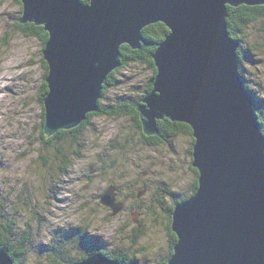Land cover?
Instances as JSON below:
<instances>
[{"label":"water","instance_id":"water-1","mask_svg":"<svg viewBox=\"0 0 264 264\" xmlns=\"http://www.w3.org/2000/svg\"><path fill=\"white\" fill-rule=\"evenodd\" d=\"M21 23L44 26L49 71L44 98L48 135L81 124L99 110L108 75L120 65L121 46L141 47L142 30L170 29L153 53V90L137 105L147 135L159 120L188 124L198 188L176 203L177 235L167 264H264V132L256 99L241 73V41L228 30V6L264 0H21ZM110 187L101 203L115 212ZM0 264H15L0 244ZM73 264H122L90 252Z\"/></svg>","mask_w":264,"mask_h":264},{"label":"rangeland","instance_id":"rangeland-1","mask_svg":"<svg viewBox=\"0 0 264 264\" xmlns=\"http://www.w3.org/2000/svg\"><path fill=\"white\" fill-rule=\"evenodd\" d=\"M22 13L21 0H0V214L15 231L29 233L26 264H49L59 248L80 257L93 246L124 251L128 264H160L170 248L166 208L192 194L197 179L192 137L142 144L129 116L99 114L101 105L131 104L144 94L153 70L132 61L102 93L99 110L77 133L76 146L60 141L66 157L80 153L62 176L56 167L63 157L42 141L45 43L40 33L27 36L17 28ZM240 37L245 78L264 123V28L253 22ZM113 186L124 203L116 213L100 200Z\"/></svg>","mask_w":264,"mask_h":264},{"label":"trees","instance_id":"trees-1","mask_svg":"<svg viewBox=\"0 0 264 264\" xmlns=\"http://www.w3.org/2000/svg\"><path fill=\"white\" fill-rule=\"evenodd\" d=\"M19 2V0H17ZM83 2L88 3L90 0H82ZM21 18V16H20ZM253 22H259L262 24V28H264V5H246L242 4L239 6H228V17H227V24H228V30L231 34L232 37L237 38L241 41V47L238 49V53L240 55V64H241V73L245 78V68L242 64V50L243 48V42L241 40V35L244 33L248 27L253 24ZM17 28L21 30L25 35H33L34 33H37L42 36L44 39V43H46L49 34L47 31L44 30L43 26H39L34 24L33 22H27V23H21L20 19L19 22L16 24ZM244 31V32H243ZM170 32V29L166 26L165 23L163 22H156L152 23L148 26H146L142 30L143 38L144 40L141 42V47L137 49H133L130 45L128 44H123L121 46V57H120V62L121 65L113 70L109 75L108 78L104 84V89L103 93L105 94L108 90V88L113 85L115 82V75L126 65H129V63L133 62H140L144 63L147 66L151 67L153 70V74L151 77V82L146 87V90L144 91V94H141V96L138 97V99L135 100L134 103L128 104H120L117 102H112L109 104L101 105V109L99 110V114L111 116V117H125L129 116L135 127H137L140 131V140L139 143L142 144H147V145H158L159 143H162L163 141H167L170 139L172 142V139L180 134H188L192 137V144L189 149V152L192 154L193 150V143H194V137L192 135V128L183 122L179 121H171L170 119H165V120H160L159 121V129L160 132L157 135H145L143 128H142V121L139 116V111L137 109V105L143 100V98L146 96V94L153 89V78L157 73L156 67L154 65V59H153V53L156 51L158 48V44L165 39L167 34ZM43 60V59H42ZM133 61V62H132ZM45 62V61H44ZM47 72H48V65L45 62ZM246 80V78H245ZM248 81L246 80V86L248 89H251L250 85L247 83ZM46 85V83H45ZM48 92V88L46 85L45 92L42 94L43 95V100L46 97ZM256 111L259 115L260 122H262L261 118V110L259 107L256 105ZM45 112V109H44ZM95 114V113H94ZM98 114V115H99ZM93 116V112L88 114V118L85 119L81 124H79L75 128L71 129H59L56 131L53 135H47L44 131L43 127V145L44 147H47L49 145L55 146L58 152L61 154L63 157V160H61V165L57 166L56 168L59 169L61 172V175H65L68 171L69 168H71L74 164V159L71 157H78L80 156V153H77L75 151L72 152L71 156L66 157V151L65 147L59 146V143L62 139H65L67 142L71 143V146L74 147L76 146L77 141V133L82 132V130L87 126L88 122L90 121L91 117ZM264 124V123H263ZM45 125V113L43 116V126ZM263 127V126H262ZM264 131V128H262ZM165 141V142H166ZM128 142V141H127ZM130 142V141H129ZM124 149L127 148L126 144L122 145ZM42 158L44 159L43 153L41 154ZM71 158V159H70ZM195 174L197 175V179L195 181L194 185V194L197 190L198 187V170L196 168H193ZM107 189H105L104 192H106ZM117 189H115V192ZM103 192V193H104ZM102 193V194H103ZM101 194V195H102ZM192 194L185 195L184 197L177 199L174 201V203L167 207L166 210L168 212L167 215V220H168V226L169 228L171 227V222H172V211L174 210V207L176 203L179 201H182L184 199L189 198ZM101 200V196H100ZM120 202V201H119ZM123 202V201H122ZM15 226L12 224L11 221H9L6 217L4 218L3 214H0V244L2 245H7L9 248V253L14 259L15 264H26V258L30 252V248L28 245V241L30 240L29 233L26 231L24 232H18L15 231ZM170 244L171 248H169V253L164 258V260L160 264H167L169 258L174 252V245L177 241V235L171 231L170 229ZM99 251L103 252L104 254L108 255L109 257L112 258H117L119 259L122 264H128L129 258L127 253L122 251L120 253L117 251L114 252H108L106 250L100 249L96 246H93L92 248L90 247L89 249L85 250L83 255L80 257H68L66 254H68V250H64V248H59L58 252L56 255V258L52 257L49 260V264H72L74 262L83 260L89 253ZM60 254V255H59Z\"/></svg>","mask_w":264,"mask_h":264},{"label":"bare ground","instance_id":"bare-ground-1","mask_svg":"<svg viewBox=\"0 0 264 264\" xmlns=\"http://www.w3.org/2000/svg\"><path fill=\"white\" fill-rule=\"evenodd\" d=\"M141 42H142V41H141ZM240 47H241V43H240ZM240 47H239V48H240ZM256 112H257V111H256ZM44 113H45V112H44ZM88 114H89V113H88ZM84 121H85V120H84ZM262 126H263V123H262ZM113 188H114V187H113ZM113 190H114V192H115V188H114ZM117 201H118V200H117V194H116V202H117ZM117 203H121V202L118 201ZM122 203H123V202H122ZM109 207H110V206H109ZM111 208H112V207H111ZM112 210H114V209L112 208ZM114 211H115V210H114ZM115 213H116V212H115ZM115 213H113V214H115ZM171 217H172V214H171ZM90 252H91V251H90ZM92 253H103V252L95 251V252H92ZM103 254H104V253H103ZM105 255H106V254H105ZM107 256H108V255H107ZM86 257H87V256H86ZM86 257H85V258H86ZM85 258H84V259H85ZM111 258H112V257H111Z\"/></svg>","mask_w":264,"mask_h":264},{"label":"flooded vegetation","instance_id":"flooded-vegetation-1","mask_svg":"<svg viewBox=\"0 0 264 264\" xmlns=\"http://www.w3.org/2000/svg\"><path fill=\"white\" fill-rule=\"evenodd\" d=\"M45 66V65H44ZM43 88H44V90H43V92H42V94L45 92V88H46V85H45V83H44V86H43ZM45 109V108H44ZM114 187V186H113ZM115 188V187H114ZM115 189H117V188H115ZM144 189H147V188H145L144 187ZM117 200H118V197H117ZM124 202H126V201H124ZM126 205H128V203L126 202ZM170 246H171V244H170ZM171 248V247H170ZM170 252V251H169ZM168 252V253H169Z\"/></svg>","mask_w":264,"mask_h":264}]
</instances>
